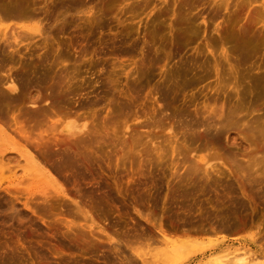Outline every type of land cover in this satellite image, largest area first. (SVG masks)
<instances>
[{
    "label": "rangeland",
    "instance_id": "obj_1",
    "mask_svg": "<svg viewBox=\"0 0 264 264\" xmlns=\"http://www.w3.org/2000/svg\"><path fill=\"white\" fill-rule=\"evenodd\" d=\"M10 1L0 0V4L6 6ZM64 1L25 0L30 13L33 16L37 13L35 19L44 34L29 45L27 41L20 43L21 50L14 56L12 49L5 48L0 40V76L14 72L13 77L18 80L16 68L24 62L47 70L45 83H35L25 94L38 100L36 106L51 108V99L47 98V102L44 98L54 87L56 91L52 90L63 96V112L85 120L95 134V151L85 179L76 174L81 171L78 168L57 176L49 162L45 163L37 155L44 151L43 147L48 151L44 143H48L51 138L47 137L51 136L43 132L46 130L41 125L35 131L32 129L36 137L42 134L44 139L38 138L37 143L45 142L30 146L5 125L11 112L5 114L4 120L0 119V149L7 148L4 153L16 154L15 161L13 157L6 158L7 154L4 160V156L0 159V164L4 161L0 165V246L16 248L13 262L0 258V264H141L125 246V241L133 232L152 231L146 221L147 213L151 212L150 218L156 220L161 217L165 224L183 227L180 220L169 215L178 210L179 204L186 203L194 209L203 204L202 207L211 210V206L221 204L224 198L227 203L231 198V202L243 206L238 211V225L234 227L237 231L214 233L209 230L211 225L206 224L203 227L209 234L192 233L191 239L201 243L174 257L171 264H205L224 254H228L226 259H231L230 252L244 249L250 254L248 264L264 261V176H260L264 173L262 168L258 171V164L257 168L252 166V170L247 166L254 158L256 163V156L261 155L248 146L247 141L256 138L243 134L240 131L243 126L223 133L220 145L213 147L220 153L223 149L236 152L234 161L225 160L224 165H220L216 160V171H210L207 177L196 173L201 180L192 178L203 187L196 188L195 196L191 194V199L189 196L183 201L175 197L177 201H171L173 195H178L171 190L176 181L174 173L190 172L194 155L210 157L214 154L213 149L200 152L193 145L189 147L188 139L201 129L193 128L196 120H204L207 113H227L235 106L240 111L239 125H250L253 116L259 114L264 121V89L249 85L251 76L264 71V35L252 47L248 62L240 60L234 40H229L247 25L258 30L264 26V0H223V7L218 5L219 0H208L192 10H183L180 0H111L108 4L105 0H78L79 5H73V10ZM62 6V13L56 11L59 14L55 15V10L60 11ZM49 11H53L52 15ZM183 11L194 15V19L188 28L181 30V23L175 21ZM3 23L13 28L26 24L17 19ZM128 47L132 49L130 53L119 52ZM5 54H12L13 59L8 62L11 65H5ZM124 103H128L129 109L124 110L126 115L118 120L112 109ZM24 106L26 110L30 108L27 103ZM140 122L142 126L138 127ZM47 123L50 125L51 121ZM124 125L129 128L126 130ZM137 136L141 143L131 148L129 141ZM34 145L39 149L43 147L37 151ZM17 149L33 156L38 168L46 174L43 176L35 165L27 164ZM132 149L136 152L130 153ZM190 149L196 153L192 154ZM159 154L163 156L161 160ZM245 166L249 171L245 172ZM131 172L136 182L128 184L125 179ZM123 173L124 176H119ZM160 175L165 176L157 187L149 186L153 183L151 179ZM112 176L127 190L126 196L94 203L99 191L93 193L91 186L100 178L112 186ZM51 183L64 189V193L55 194ZM207 185L209 188L200 197L198 192H204ZM158 186L161 192L157 201L138 197L139 194L156 195ZM230 188L232 193L228 194ZM48 190L51 193L43 194ZM27 201L32 211L24 207ZM90 206L94 208L92 211ZM83 207L90 209L88 216ZM166 235L180 238L175 232ZM153 248L158 254L167 250L161 243L150 249ZM137 250L142 248L138 246ZM1 253L0 257H4Z\"/></svg>",
    "mask_w": 264,
    "mask_h": 264
},
{
    "label": "bare ground",
    "instance_id": "obj_2",
    "mask_svg": "<svg viewBox=\"0 0 264 264\" xmlns=\"http://www.w3.org/2000/svg\"><path fill=\"white\" fill-rule=\"evenodd\" d=\"M105 1L107 2V4L111 2V0H105ZM207 1L208 0H180V4H181L183 10H184V8H188V9L192 10V9L196 8L197 6L203 4ZM2 2L5 3V1H2ZM53 2H51L52 5H53ZM65 2L67 4L69 3L68 7L71 8L73 5L77 4L78 0H69V2H67L65 0L64 3ZM222 2H223V0L221 1V3H220V0L218 2V5H220L221 7L225 6L222 4ZM81 3H83V2L81 1ZM67 4H66V6H67ZM0 5H2V4H0ZM77 5H79V4H77ZM216 5H217V2H216ZM27 6H28V8H27ZM66 6L64 5L65 8H67ZM64 7L63 6L60 7L61 8V10L59 8L60 11L54 9L55 10L54 14L56 15V14H59L60 12L62 13V8H64ZM77 7H79V6H77ZM218 8H219V6H218ZM188 9H186V10H188ZM67 10H68V8H67ZM56 11L59 13H56ZM63 11H64V9H63ZM30 12L31 11H29V4L28 3L26 4L25 0H11L8 5H6V6L2 5L0 7V40L2 41L5 48L7 47V48L12 49L13 56L15 53L18 54L20 52V50H21V48L19 47L20 43L27 41V44L29 45V44H31V41L33 39H35L36 37H42V35L44 34L43 27H41L39 25L38 21L35 19V18H38V17H36L37 13L35 14V16H33ZM51 12H53V11H49L48 13H51ZM187 13H185L186 14L185 15L184 11H183V15L180 13L181 16L178 15L179 17L176 18V21H175L176 24L178 22L181 23L179 26V28L181 30L188 28L194 19V15H190V14L187 15ZM65 14H66V10H65ZM46 15H47V13H46ZM51 15H52V13H51ZM91 16H92V14H91ZM45 17H47V16H45ZM48 17H50V16H48ZM51 17H53V16H51ZM10 19H12V20L17 19V21L21 20L22 22H26V24H22L17 28H15V27L13 28L11 26L8 27V25H6L3 22H5V21L7 22V20L10 21ZM177 19H179V21ZM40 20H39V22H41ZM91 25H93V24H91ZM11 29H12V31H10ZM261 35L262 36L264 35V26L260 30H258V29H254L252 27V25L250 24V25H247L246 27H244L243 29H241V31H239L237 34H233L231 36V39L229 38V40H231V41L234 40L237 52L239 54H241L240 60L242 62H248L247 60L252 55L251 49L254 46L257 39H260ZM131 51H132L131 47L123 48V49L119 50L120 53H124V54H128ZM13 56H12V54L11 55L8 54V56L6 55L3 58L5 65L8 62L12 61ZM10 63H8V64H10ZM21 63H23V62H21ZM8 64L6 66H8ZM3 67H5V66H3ZM20 67H19V65H18L19 69L15 67L16 71H17L15 74H16V77L18 78L19 81L15 77H13L14 72L12 75L11 74H7V75L5 74V77L0 76L1 77L0 78V119L4 120V118L6 117L5 114L9 115L8 112H11V114H10L11 116L9 117L10 119L8 121H6V119H5V122L4 121L3 122L6 123L5 125L9 129H11L13 131V133L18 135V138H22L24 141L29 143L30 146L31 145L33 146V144H35L37 146V144H39V143H37V142H39L37 140L38 138H39V140L40 139L44 140L42 137V134H41V137H36L34 135L35 133L34 134L32 133L33 130L35 131V128H38V129L40 128L37 126L41 125V127L44 128V130L50 131V132L43 131V132L47 133L49 136H51V137H47V138H51L49 140V142L44 143L45 142L44 141V142H40V144H39V145H41V143H44V146H46V148H48V151L46 152L45 147H43V146H41L40 149L36 147L37 148L36 149L35 145H34V149H36L37 151H38V149L40 151L42 149V147L44 149V151L41 150L39 152V154H37V155H39L40 159L42 161H44L45 163L49 162V164L51 165V170H53V172L55 174H57V176H60V175L62 176L65 172H68L74 168H76V169L78 168L77 170L81 169V171H79V173L77 172L76 174H78V176L80 178L85 179L87 176L86 172L88 170H90V169H88L89 168L88 166L90 165V163L92 161L94 151H95L93 148V145L95 143V138H96L95 134L87 126L85 120H80L78 117H74V115L72 116L71 114H68V112L67 113L63 112V110H62L63 96L61 94L55 93L54 91H56V90L53 89L54 87L52 88L54 91L51 89V91H52V92L50 91L51 94H50V92H48L49 96L47 94H45V98H44L46 101H47V98L51 99V101H50L51 103H49V104H51V108H49L50 106L49 107L36 106L37 105L36 103L38 102V100L34 97H33L34 98L33 99L31 96H27L25 94V91L28 88H30L32 85H34L35 83L36 84H42L44 82L45 78L47 77L45 74L47 72V70L45 69L46 71H43L42 68L39 69L38 66H35V65L32 67L30 64H28V62H24V64H22V66L20 65ZM256 67H258V65ZM6 68H4V69H6ZM10 68H11V66H10ZM12 68L15 70L14 66ZM8 69H9V67H8ZM8 69H6V70H8ZM0 72H1V70H0ZM7 72H5V73H7ZM9 73H10V71H9ZM47 73H49V72H47ZM15 80L17 81V83H19V85L16 83ZM249 85L252 88L255 87V89L263 90L264 89V71H258V72H256V74L251 76V79H249ZM28 92H30V91L28 90ZM42 98L43 97H41V99ZM35 99H36V101H35ZM42 101H44V100H41V102ZM26 103L30 106V108L28 110H26V108L24 106ZM46 106H48V105H46ZM127 109H129V105H128V103H124V104L114 106L112 111L116 116L115 118H117L118 120H121L124 117V116L122 117V115L123 114L126 115V113H123L124 110H127ZM210 112H214V111H210ZM226 112L227 113H221V112L207 113L208 115L204 116V120H198V121L196 120L193 123V128H195V129L201 128V129L195 133V136L188 139L189 143L191 144L189 147L192 148L191 146L193 145V148H197V149L199 148L198 151H200V152H202V150L204 151L206 149H213L214 152H212V153H214V154L213 155L210 154L209 155L210 157L194 155L193 156V162L191 161V167L190 168L192 170L190 172H187L184 174H178L176 172L175 173L173 172L174 173L173 176L176 175L175 176L176 181L172 185L171 190H172V192L178 193V195H175V196L173 195V197H171L172 199L170 198L171 201L173 199H175V201H177V198L179 199V201H183L184 199H187L189 196L191 199L193 197V195L196 193L195 192L196 188L199 189L200 188L199 185L201 186V184H202V183H198L196 181H193L192 178L196 177L197 180H201L202 177L209 176L210 171H216V169H215L216 168V163H215L216 160H218L220 165H224L225 160H229L231 162L234 161V159L237 155L236 152H232V150H229V149H223L222 152L220 153L218 150L216 151L214 148H216L220 145L221 137H222L223 133L224 134H225V132L228 133L231 129H235L238 126H243V128H241L240 131L243 134L247 135L248 138H256V140L254 139V140L247 141L248 146L251 147L250 149H253V151L258 152L261 155L260 158H258L256 156V153H253L257 158L256 161L257 160L258 161L255 163V158H254L252 162L249 161L250 163H248L247 166L251 167L249 169L252 170V166H254V167L256 166V168H257L258 167L257 164H258L260 166L258 168V171H259V169L262 168L261 169L262 173H264V121H263L262 116H260V114L253 116L251 124L244 127V125L238 124L237 120H238V115L240 114V111L237 107L234 106L232 108H229L228 111H226ZM134 114H136V113L134 112ZM174 114H176V113L174 112ZM47 119H49V121ZM45 120H47V122L51 121L50 125H48V123ZM43 121H44V125L42 126ZM45 122L47 123L48 127L47 126L44 127L46 124ZM34 126H36V127H34ZM140 126H142L141 122L138 123V127H140ZM165 127L168 130L172 129L170 126H165ZM124 128L127 130L129 128V125L125 126ZM0 131H2V130L0 129ZM127 132H129V131H127ZM134 132H136V131H134ZM40 133H42V132H40ZM31 134L34 136H32ZM129 134H130V132H129ZM36 135H37V133H36ZM138 137H140V136H137L135 138L133 137L132 139H130L129 145H131V148L136 147L137 145H139L141 143V138H138ZM228 138H229V136H228ZM231 138H234V137H231ZM185 142H187V139ZM6 150H8V149L7 148L0 149V153L2 154V155L0 154V159H1V156H4L2 159V160H4L6 154L8 155V156H6V158L7 157L10 158V157H13L16 155L13 153H12L13 155L12 154L10 155L9 152H8L9 154L7 152L4 153ZM187 150H188V148H187ZM189 151L191 153L194 152L193 149L192 150L190 149ZM17 152L19 153V155L21 157H23L24 161L27 164L35 165L36 167L34 166V168L36 169L37 172L41 173L43 176L46 174V172H43V170L41 168H38L36 162L33 160L34 159L33 156L29 155V153H27V152L22 151L21 149H17ZM132 152H136V151H133V149H132L130 151V153H132ZM194 153H196V152H194ZM137 155H138V153H137ZM39 157H37V158H39ZM159 157H161L160 154H159ZM247 157H249V156H247ZM14 158L15 157L12 158V161ZM162 158H163V156L159 159L161 160ZM2 160H0V161L2 162ZM17 160H18V158H17ZM5 161L7 162L8 160L6 159ZM14 161H15V159H14ZM3 163H4V161H3ZM3 163L0 165H3ZM10 163H11V161H10ZM256 168H254V170L252 172L255 173ZM21 169H23V168H21ZM247 170L248 169L246 167L245 172H247ZM173 173H171V177H172ZM196 173L200 174V176L201 175H203V176L202 177L197 176ZM119 176H124V173L122 175L120 174ZM140 176L145 177L146 174L140 173ZM163 176H165V175H163ZM163 176L160 175L158 177H155L156 179L153 177L154 179H151L153 181V183H152V185H149V186L157 187L158 182H160V180L163 178ZM260 176H262V178H263L264 175H260ZM74 177H75V174H74ZM76 177H77V175H76ZM112 178H113V185L112 186H110L107 182H103V180L101 178L100 179L102 181H99L100 180L99 179L96 183H94L95 184L94 187L91 186L92 189L91 188L90 189L93 190V193H95L94 190L99 191V194L96 195L97 197H95L96 201L95 202L93 201L94 203L101 204V202H103L107 199L114 200V199H118L117 198L118 196H119V198H120V196H126L127 190L123 189V187L120 185V183L116 180V176H112ZM134 180L135 179H134V173L133 172L128 174V176L125 179V181L128 184H130V182L131 183L136 182ZM69 181H71V180H68V183H70ZM94 184H92V185H94ZM204 184H205V182H204ZM204 184H203V186H204ZM52 185H53L52 186L53 192L55 194H61V193L63 194L64 193V189H62L61 187L55 186L54 184H52ZM229 187H226V188L228 189ZM201 188H203V187L201 186ZM206 188L207 189L209 188L208 185H207V187L205 186V188L203 189L204 192H201V193L198 192V194H201L200 197L202 196V194L206 193L205 192ZM160 189H161V186H158V193L156 195H150L148 193V194H143V195L139 194L138 197H144L148 201H151V200L157 201V199L160 196V192H161ZM231 189L232 188H230L227 191V193L231 192ZM46 191H47V189H46ZM50 191L48 190V192H46V193L43 192V194L47 195ZM91 193H92V191H91ZM96 193H98V192H96ZM191 194H193V195H191ZM225 194H226V192H225ZM166 195H168V194H166ZM231 195H229V196H231ZM229 196H228V198H229ZM168 197L166 196V198H168ZM175 197H177V198H175ZM198 197H199V195H198ZM220 197H221V199L224 198L222 196H220ZM95 198H93V199H95ZM219 198L217 200H220ZM93 199H91V200H93ZM193 199H195V198H193ZM196 199H198V198H196ZM224 200H225V198L223 200H220L221 204H219V205L217 204V203H219L218 201L215 202V205L217 204V206H211V205H214V204H211L210 205L212 207L211 210L207 209V207H205V206L204 207L206 209H202V208H204V207H202L203 204L199 205L196 209H194L192 205H186L185 202L188 200L184 201L185 204H183V203L179 204L178 208H177L178 210L170 213L169 215L174 217L175 220H180L182 222L183 227H180L174 223L173 224H170V223L165 224L162 221L161 217L158 218V220H156V218H150L151 212L147 213L148 218H146V221H148L149 224L152 226V231H150V230L143 231L142 230L141 232H137V231L133 232L132 233L133 236L129 237L128 240L125 241V246H127L129 248V250L132 251V253L140 259L141 264H171L174 257H176V256L178 257L179 255L184 253V251H186L190 248H193L195 246H198L201 243L200 240L198 241L197 239H191L192 233L193 234L194 233L195 234H209L208 233L209 231H207L208 229L206 230L204 228L206 226V224L211 225L209 230H210V232H214V233L215 232L218 233V231L222 232L224 230H225V232L232 230L233 233L237 231L236 228H234V227L237 223L238 211H239V209L242 210L241 208H243V206H241V204L239 205V204L235 203L236 201L231 202V198L229 199L230 201L227 200L228 203ZM87 201L88 200H86V202ZM193 201H191V202H193ZM196 201H194V202H196ZM207 201H209V200H207ZM93 202H91V204L90 203L89 204L92 205ZM191 202H189V203H191ZM23 205L25 208L32 211V208H31L28 201L24 202ZM242 205H243V203H242ZM244 207H245V205H244ZM83 208H84L85 214L88 216L90 209H89V211H87L85 209V207H83ZM90 208H91V211H92V209H94L92 206H90ZM167 211H170V207L168 208ZM90 221L92 222V219H90ZM93 223L94 222H92V224ZM98 223H100V222H98ZM96 225H98V224H96ZM237 225H238V223H237ZM234 229L236 231H233ZM168 232H175V234H178L180 238H176V239L170 238L166 235V233H168ZM17 240L19 241V238H17ZM108 240L110 241L111 239L109 238ZM114 240H115V238H114ZM117 241L119 242L120 240L118 239ZM157 243L165 244L167 246V250H165V253H162V251H161L162 254H158V252L152 251V250H154V248L150 249L152 247V245L157 244ZM135 244L136 245L143 244L146 247L143 248L142 246L138 245L143 250V251L142 250L138 251L137 250L138 246L137 247L133 246ZM145 249H147V250H145ZM15 250H16L15 247H9V246L2 247V246H0V252H2L1 254L3 255V253H4V257H0V258L7 261V262H10V263L13 262V260L15 259V256H14ZM234 252L235 251L230 252V253H232V255L230 257L231 259H228V258L226 259V255H228V254H226V255L224 254L222 256L213 257L212 259H210L205 264H248L249 261L247 259H249V257H250L248 250L244 249L238 253H234ZM146 257L148 258V260L146 259ZM1 263H4V262H1ZM182 264H184V263H182ZM185 264H190V263H185ZM260 264H264V261H262Z\"/></svg>",
    "mask_w": 264,
    "mask_h": 264
}]
</instances>
